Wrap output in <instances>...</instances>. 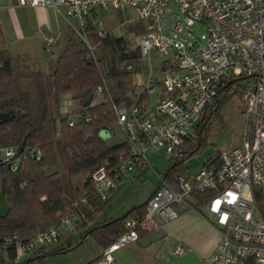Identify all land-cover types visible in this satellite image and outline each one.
Instances as JSON below:
<instances>
[{
	"label": "built area",
	"instance_id": "built-area-1",
	"mask_svg": "<svg viewBox=\"0 0 264 264\" xmlns=\"http://www.w3.org/2000/svg\"><path fill=\"white\" fill-rule=\"evenodd\" d=\"M19 6L55 9L77 38L92 12H120L142 22L144 31L135 36L141 55L150 50L163 54L162 94L151 108L116 104L110 83L102 78L92 90L96 102L112 104L127 150L114 164L105 162L88 178L102 199L132 173L135 164L148 165L149 152L161 151L169 163L181 161L206 105L220 85H238L244 109L240 144L220 151L218 164L202 165L196 172L175 173L174 184L157 171L158 185L139 212L123 223L122 233L96 253L94 264H112L113 251L175 218L180 209L196 208L194 194H206L202 204L219 229V239L202 264H264V0H15ZM130 12L133 14L131 15ZM100 35L107 32L101 17L93 19ZM55 38H44L51 49ZM139 86L152 92L148 79ZM137 86L136 83H134ZM139 92V91H138ZM88 119V118H87ZM72 125V121H68ZM109 130V129H108ZM110 134L111 131L109 130ZM14 155L5 150L6 158ZM82 196L53 226L22 241L13 235L15 260L50 244L79 220ZM184 251L182 245L173 255Z\"/></svg>",
	"mask_w": 264,
	"mask_h": 264
},
{
	"label": "trees",
	"instance_id": "trees-1",
	"mask_svg": "<svg viewBox=\"0 0 264 264\" xmlns=\"http://www.w3.org/2000/svg\"><path fill=\"white\" fill-rule=\"evenodd\" d=\"M106 13L92 12L84 27L85 38H66L56 55L49 89L57 107L66 94L72 99L77 98L80 104L75 119L69 117V111L55 112L59 122L58 137L54 135L44 74L26 67L9 52L4 46L0 26V113L13 115L0 121V184L4 181L5 199L10 207L7 215L0 217V264H44L46 255L64 251L57 247L60 242L66 241L67 234L62 233L55 241L34 249L16 261L13 238L16 235L19 240H29L37 232L56 224L71 208L65 210L57 169L59 154L62 155L71 197L74 202L82 196L86 200L79 206L80 218L74 229L83 230L85 236L91 235L98 248L103 249L115 240L123 231L125 219L138 213L142 207V204L134 206L122 217L107 218L97 225L88 226L95 215L108 206L112 193L110 191L102 199L93 190L88 175L105 162L114 164L119 154L127 150V144L125 140L109 144L107 139L103 140L98 135L100 129H109L116 123L112 104L109 101L86 103L85 99L105 78L110 83V95L116 104L133 103L142 109L147 107L146 95L139 93L132 83L139 56L135 36L144 31L143 23L123 26L125 31L120 35L108 31L102 36L93 19L103 18ZM115 13L123 22L122 13ZM134 51L136 56L130 58ZM236 85L238 87L240 83ZM228 92L229 85H220L211 100L212 105L210 102L206 105L195 126V141L190 139L185 157L170 163L163 175L169 183L174 184L175 173L188 172L184 161L188 155L198 151L202 130L215 110V103ZM211 107L212 110L209 109ZM69 120L72 125L68 124ZM10 147L14 149V155L6 158L5 150ZM218 157L219 152L208 157L203 165H217ZM205 196L194 194V202L202 203ZM95 260L96 256L86 264H94Z\"/></svg>",
	"mask_w": 264,
	"mask_h": 264
},
{
	"label": "rangeland",
	"instance_id": "rangeland-1",
	"mask_svg": "<svg viewBox=\"0 0 264 264\" xmlns=\"http://www.w3.org/2000/svg\"><path fill=\"white\" fill-rule=\"evenodd\" d=\"M131 15H133L130 12ZM125 14H122V20L114 11H108L102 18L103 27L106 32L111 31L115 35H120L124 33V27L127 24H135V20L130 19L127 22ZM66 31V36L77 38L75 34L71 31L66 23L64 28ZM53 36V35H52ZM54 37V36H53ZM55 38V37H54ZM55 42V41H54ZM65 42V41H64ZM64 42L52 45V49H42L41 56L35 58L44 61L45 66H49L51 63V68L49 71L43 72L46 78L48 93H49V109L52 116V123L54 127L55 137L59 136V122L56 115V111L59 108L66 106L65 103L68 102L72 105L69 109V117L77 118V109L79 108V100L77 98L72 99L70 95H64L59 101V106L57 107L55 97L53 96L51 90L49 89V78L54 67L55 47L61 49ZM163 54L150 50L148 54L141 55L139 53L137 59V70L132 75V83H136V90L139 93L146 95V105L151 108L155 100L162 94V89L160 87V81L162 78L161 65L164 59H166ZM26 66V65H25ZM29 67V66H26ZM148 79L154 83V90L152 92H147L145 87L139 86V81L142 84H146ZM243 80H241L242 82ZM239 82V83H241ZM237 92L235 90L225 93L219 97V101L215 103V110L211 116H209L204 129L202 130L201 137L202 143L199 146L198 151L188 155L184 161V165L189 172H196L206 161L208 157L218 154L220 151H228L240 144V133L242 131L243 121L241 118L242 110L244 109V102L242 99V94L237 87ZM65 99L66 101H63ZM213 101L210 102V106ZM68 106V105H67ZM63 108V107H62ZM212 110V107L209 108ZM109 130L111 131L110 136L107 138L109 144L120 143L124 141V135L120 126L113 123ZM196 129L192 133V142L195 141ZM59 149V145L56 146ZM148 160L151 166L143 165L142 170L139 169V165L135 164L132 173L128 175L127 178L122 179L118 185L113 189L110 204L105 207L104 210L97 213L94 219L89 222L88 226L97 225L103 222L104 218L107 217H118L124 214L132 206H137L143 204L144 201L151 195L157 182L158 176L157 171L160 174H164L169 166V162L164 158L161 151L149 152L147 154ZM60 165V168L58 167ZM57 169L60 174L63 197L65 201V210L67 211L71 204L74 202L73 197H71L69 191V185L67 180V175L62 166V155H58ZM66 241L59 243L58 248H63L64 251L54 252L46 255L44 257V264H86L94 256L97 250V244L91 235H84L83 230H70L67 231ZM69 245V246H68ZM102 248H99L101 250Z\"/></svg>",
	"mask_w": 264,
	"mask_h": 264
},
{
	"label": "crops",
	"instance_id": "crops-1",
	"mask_svg": "<svg viewBox=\"0 0 264 264\" xmlns=\"http://www.w3.org/2000/svg\"><path fill=\"white\" fill-rule=\"evenodd\" d=\"M0 26L4 35V46L9 52L30 69L42 73L49 71L52 64L45 66L43 59L39 62L35 60L45 48L44 38L53 35L54 46L58 41L62 43L67 38L64 30L65 19L55 9L46 6H19L15 0H0ZM59 47L56 46L55 54H52L55 58ZM68 102L63 108H59L61 113L72 108ZM91 103L96 101L92 99ZM142 167L139 165L140 170ZM195 206L196 208L180 209L175 218L161 222L160 228L165 235L158 241L142 246L137 240L114 250L112 264H202L219 239V229L207 213L205 205L199 203ZM143 236L145 235L141 237ZM176 245L183 246L182 254L171 253ZM98 251L97 247L95 256Z\"/></svg>",
	"mask_w": 264,
	"mask_h": 264
},
{
	"label": "water",
	"instance_id": "water-1",
	"mask_svg": "<svg viewBox=\"0 0 264 264\" xmlns=\"http://www.w3.org/2000/svg\"><path fill=\"white\" fill-rule=\"evenodd\" d=\"M135 56H136V52L134 51L133 54L130 56V58H134ZM91 99H92V95L90 94L85 99V102L89 103L91 101ZM12 116H13L12 114L9 115L7 112L0 113V121L8 119ZM200 132H201V128L198 131V137L200 135ZM98 135L101 139L106 140L110 136V132L108 129L102 128L98 131ZM156 187L154 188V190L156 189ZM4 189H5V185H4V181H2L0 184V217L6 216L9 209H10V207H9V205L5 199ZM124 215H126V212L124 214H122L121 217ZM164 235H165L164 230L162 228H158V229L154 230L153 232L148 233L145 236L139 238L138 243L142 246H145V245H148L150 243H154V242L158 241Z\"/></svg>",
	"mask_w": 264,
	"mask_h": 264
}]
</instances>
